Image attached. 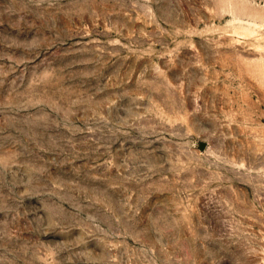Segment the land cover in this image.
Masks as SVG:
<instances>
[{
    "label": "rangeland",
    "instance_id": "1",
    "mask_svg": "<svg viewBox=\"0 0 264 264\" xmlns=\"http://www.w3.org/2000/svg\"><path fill=\"white\" fill-rule=\"evenodd\" d=\"M0 264H264V0H0Z\"/></svg>",
    "mask_w": 264,
    "mask_h": 264
}]
</instances>
